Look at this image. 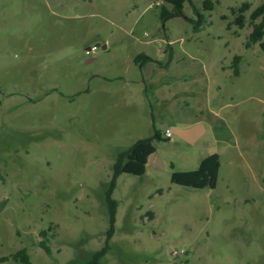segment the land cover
Listing matches in <instances>:
<instances>
[{
  "label": "rangeland",
  "instance_id": "374dc122",
  "mask_svg": "<svg viewBox=\"0 0 264 264\" xmlns=\"http://www.w3.org/2000/svg\"><path fill=\"white\" fill-rule=\"evenodd\" d=\"M191 1L204 17L199 31L189 3L163 21L162 0H0V256L26 249L31 264H78L104 247L117 155L155 129L165 134L167 113L156 87L140 86L134 56L172 41L205 64L216 124L195 143L157 141L143 176L118 178L116 231L101 264H264V46L246 47L264 0H210L212 10ZM153 36L149 46L137 41ZM213 154L216 189L172 183L173 172Z\"/></svg>",
  "mask_w": 264,
  "mask_h": 264
},
{
  "label": "trees",
  "instance_id": "16d2710c",
  "mask_svg": "<svg viewBox=\"0 0 264 264\" xmlns=\"http://www.w3.org/2000/svg\"><path fill=\"white\" fill-rule=\"evenodd\" d=\"M164 5L161 7V19L166 21L170 18L180 17L184 15L185 4L189 3L194 10V13L198 15V21L194 22L195 30L199 31L204 22V17L201 15L191 0H162ZM205 8L212 10L214 3L210 0L205 1ZM251 5L244 3L237 12L235 24L240 28H245L247 24L246 13L250 11ZM250 23L252 31L248 37L246 47L251 48L253 45L260 43L264 46L262 40L264 38V3L256 8L250 15ZM152 59L146 55H138L135 58L137 64H144L151 61ZM240 62L241 57L235 56L233 60L234 74H240ZM168 139L163 136L161 131L154 130L152 137L137 140L129 149L121 151L115 160L113 166V175L109 184V187L105 194V202L107 206V212L109 215L110 226L107 231L106 241L104 247L92 253L91 256L84 262L78 264H101L103 258L110 250V240L116 231V216L118 202L113 198V193L116 189V183L118 178L123 174H131L134 176H143L146 173L147 164L151 155L156 153L157 148L155 143L157 141L167 142ZM220 157L218 154H213L205 158L198 169L193 171H176L171 176L173 184L185 186L193 189H216L218 183V175L220 170ZM44 238L43 241L39 242V246L48 254H51L50 247L47 244V234L41 233ZM13 260L22 264H31L30 256L26 249L20 250L17 253L3 257L0 259L1 262H7Z\"/></svg>",
  "mask_w": 264,
  "mask_h": 264
},
{
  "label": "crops",
  "instance_id": "0c3cea01",
  "mask_svg": "<svg viewBox=\"0 0 264 264\" xmlns=\"http://www.w3.org/2000/svg\"><path fill=\"white\" fill-rule=\"evenodd\" d=\"M144 37L148 36L145 35ZM157 40L154 36L142 40L137 38V41L146 46L154 44ZM163 41L165 42V40ZM167 42L169 44L167 48L160 47L155 52L151 49V52L141 51L134 56L135 59L138 55L143 54L152 59L140 64L143 77L139 81L140 86L141 84H148L156 87L154 101L162 112L167 113V116H161V121L165 125L164 131L167 129L172 131L174 129H188L201 124L204 135L207 132L205 125L207 123L216 124L218 116L216 110L211 107L214 99L210 96V81L206 74L205 64L199 56L192 54L187 48L176 49L171 46L172 41ZM104 48L106 49L107 46L105 45ZM126 84H129V81H126ZM214 84H216L215 81ZM151 109L153 113L154 110L152 107ZM152 116L153 114L149 116V111H147L146 117H139L140 122H143L141 126L144 131H149ZM167 117L170 119L166 120ZM175 119H178V124L174 122ZM5 211L6 209H0V215ZM3 257L7 256H0V259ZM8 262L0 261V264H7Z\"/></svg>",
  "mask_w": 264,
  "mask_h": 264
},
{
  "label": "water",
  "instance_id": "95a60500",
  "mask_svg": "<svg viewBox=\"0 0 264 264\" xmlns=\"http://www.w3.org/2000/svg\"><path fill=\"white\" fill-rule=\"evenodd\" d=\"M173 133L188 143H195L203 135V126L197 124L188 129H174Z\"/></svg>",
  "mask_w": 264,
  "mask_h": 264
},
{
  "label": "built area",
  "instance_id": "2783aa9c",
  "mask_svg": "<svg viewBox=\"0 0 264 264\" xmlns=\"http://www.w3.org/2000/svg\"><path fill=\"white\" fill-rule=\"evenodd\" d=\"M97 50H98V48H97L96 46H93V47L88 48V49L86 50V54H87V55H90V54H92V53H95ZM164 136H165L166 138H168V139H172V138L174 137V133H173V131H172L171 129H167V130L165 131Z\"/></svg>",
  "mask_w": 264,
  "mask_h": 264
}]
</instances>
